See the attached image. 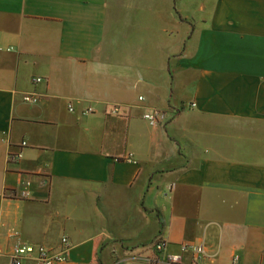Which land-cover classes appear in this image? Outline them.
<instances>
[{"label":"crops","instance_id":"1","mask_svg":"<svg viewBox=\"0 0 264 264\" xmlns=\"http://www.w3.org/2000/svg\"><path fill=\"white\" fill-rule=\"evenodd\" d=\"M64 237L67 264L158 237L264 264V0H0V264Z\"/></svg>","mask_w":264,"mask_h":264},{"label":"built area","instance_id":"2","mask_svg":"<svg viewBox=\"0 0 264 264\" xmlns=\"http://www.w3.org/2000/svg\"><path fill=\"white\" fill-rule=\"evenodd\" d=\"M12 51V49H9ZM36 84L43 82L42 78L34 79ZM24 100L28 103L37 104L40 101L39 95H26ZM140 101H144L141 97ZM70 111H74L73 105L69 106ZM115 113L119 112V108L114 109ZM94 113L92 108H88L82 112L83 116H87ZM143 119L148 121L151 125H160L166 123L169 120V116L166 112L157 109L150 110L143 115ZM27 143H22V148H25ZM22 148L17 153L9 154V164L20 162L24 155ZM31 185L30 181L23 184L24 188L21 190L20 195L24 198L27 197V188ZM168 243L163 237H158L152 244L151 250L153 252L150 256L132 255L129 259L120 260L118 263H126L127 260L140 259L145 264H182V258L167 252ZM72 249V243L69 238L64 237L61 241V245L58 250L48 249L44 246L33 245H19L16 246L13 252L10 254V264H23L22 260L25 257H35L37 264H67L69 262V254ZM183 251H188L193 254L194 264H202L206 259V252L203 246H189L183 245ZM232 264H240V257L235 256Z\"/></svg>","mask_w":264,"mask_h":264},{"label":"rangeland","instance_id":"3","mask_svg":"<svg viewBox=\"0 0 264 264\" xmlns=\"http://www.w3.org/2000/svg\"><path fill=\"white\" fill-rule=\"evenodd\" d=\"M157 110H160V109H157ZM160 111H163V110H160ZM164 112H166L167 114H168V116H169V120L166 122V123H161L160 125H156V126H154V125H151L148 121H146V122H148L152 127H164L166 124H168L169 122H171L172 120H173V116H171L167 111H164Z\"/></svg>","mask_w":264,"mask_h":264}]
</instances>
